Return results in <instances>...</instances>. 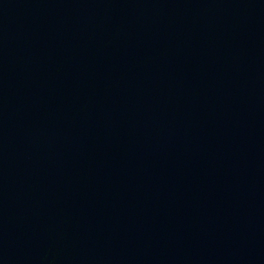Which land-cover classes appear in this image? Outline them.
<instances>
[{
    "label": "water",
    "instance_id": "1",
    "mask_svg": "<svg viewBox=\"0 0 264 264\" xmlns=\"http://www.w3.org/2000/svg\"><path fill=\"white\" fill-rule=\"evenodd\" d=\"M0 264H264V0H0Z\"/></svg>",
    "mask_w": 264,
    "mask_h": 264
}]
</instances>
